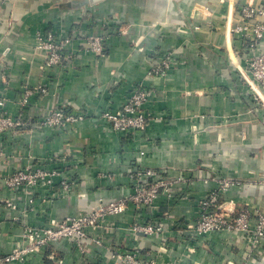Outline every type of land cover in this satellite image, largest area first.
<instances>
[{
	"label": "crops",
	"instance_id": "0c3cea01",
	"mask_svg": "<svg viewBox=\"0 0 264 264\" xmlns=\"http://www.w3.org/2000/svg\"><path fill=\"white\" fill-rule=\"evenodd\" d=\"M246 4L264 8V0H0V109L33 124L0 134V250L19 245L3 236L7 221L19 219L16 235L19 223L44 227L90 213L127 200L136 168L166 167L174 179L187 174L174 183L171 202L162 193L152 213L126 203L108 217L99 243L85 242L86 252L61 240L31 264H113L114 249L133 247L154 253L156 264H264V240L253 245L240 232L192 240L187 225L198 216L196 203L221 184L211 172L237 182L223 194L234 210L227 215L246 211L252 225L264 215V92L233 34ZM51 30L69 40L62 68L45 67L37 36ZM88 35L104 38V54L89 49ZM166 51L178 65L151 77ZM260 54L264 38L252 53ZM137 84L150 89L145 107L155 119L139 143V134L114 129L105 116ZM39 87L46 93L23 106V91ZM57 106L84 116L60 127L37 123ZM44 159L46 184L26 198L16 194V210L6 208L3 178ZM139 216L163 221L162 234L134 232Z\"/></svg>",
	"mask_w": 264,
	"mask_h": 264
},
{
	"label": "built area",
	"instance_id": "2783aa9c",
	"mask_svg": "<svg viewBox=\"0 0 264 264\" xmlns=\"http://www.w3.org/2000/svg\"><path fill=\"white\" fill-rule=\"evenodd\" d=\"M238 22L233 27V34H235L243 45V51L247 56L246 70L251 79V82L257 88L264 92V54L253 56L252 53L258 48L260 42L264 38V8L255 7L251 4L243 5L238 11ZM39 45L45 50V67L62 68L67 59V43L68 38L60 37L54 30L41 32L38 34ZM89 49L101 55L105 51V40L103 37H96L88 35L85 37ZM162 60V58H161ZM177 64L171 59L159 61L155 63L154 69L150 74L160 75L161 67L169 68L170 65ZM44 88H26L23 91V106L29 103V100L45 94ZM257 96L260 95L255 92ZM151 95V92L142 84H137L132 90V94L122 103L121 107L113 112L111 115L106 113L105 116L109 118L114 129L123 133H133L141 131L144 124H146V115L141 111L144 101ZM84 114L81 112L67 115L65 109L60 106L54 107L45 120L37 123L44 126L57 127L65 123H76L82 120ZM24 121L22 117L12 118L0 109V130L7 131L9 128L21 126ZM29 121H25L28 123ZM157 170V169H156ZM133 173H136V188L127 200H119L108 205L97 208L96 210L81 214L69 220L51 221L47 226H44L45 231L44 243L43 238L38 240V244L48 246L50 243L70 240L72 243H85L86 241H93L99 243L102 240L103 228L107 223L109 216L119 214L124 211L126 203H133L137 210L152 204L159 198L162 193L168 191L169 186H173L174 182L161 178L162 171L158 170L159 175L151 169L137 168ZM50 178L49 171L39 169H29L25 171H18L8 176L9 182H22L25 180L38 179L46 180ZM221 184L198 201V220L196 224L188 223V228L192 229V240L208 233L221 234L223 232H240L246 236V240L253 245L259 244L264 240V215L257 217L255 225L251 224V218L248 212L240 211L236 216L227 215V213H234V210L224 208L221 200H224L225 192L232 187L228 182L218 180ZM163 190L160 192V189ZM130 200V201H129ZM140 217V216H139ZM138 217V218H139ZM138 223L133 226L134 232H141L146 235L158 236L162 234L163 229L158 226L155 221H150L145 217H140ZM51 228V229H50ZM100 229L101 231L97 230ZM100 233V235H99ZM35 234V233H34ZM91 237V238H90ZM99 237V238H98ZM39 239V237L37 238ZM76 239V240H75ZM99 239V240H98ZM42 241V242H40ZM114 263L113 264H155L154 253L143 254L138 247L133 248H118L113 250Z\"/></svg>",
	"mask_w": 264,
	"mask_h": 264
},
{
	"label": "rangeland",
	"instance_id": "374dc122",
	"mask_svg": "<svg viewBox=\"0 0 264 264\" xmlns=\"http://www.w3.org/2000/svg\"><path fill=\"white\" fill-rule=\"evenodd\" d=\"M173 55H174V52H171V51H168L167 52L166 51L164 53V56H163L162 60L160 59V61L167 60V59H172L173 58L174 61L176 60V62H177V59ZM154 58H155L154 55L152 57H150V61L153 62L155 60ZM153 65L155 66V62L153 63ZM176 65H178V64H176ZM150 75H151V77H155L156 76L154 74H150ZM149 91H150V89H149ZM150 98H151V96L146 101H144V103L142 105V108H141V111L143 113L145 112L144 114L147 117L146 124H144L143 128L141 129V131L133 132V134L136 133V134H139L140 135L139 137H138V135L136 136L137 137V140L139 139L138 143L141 142L140 139L143 138V136H141V134H143L145 132V130L147 129L148 125L153 124L152 121L155 120L153 118V116H152V113L151 112H148L147 109H146V107H145V103L148 102V100ZM22 123L23 124L21 126H17V127L18 128L27 127V126L29 127L32 124L31 121H29L28 123H25V121H22ZM41 126H44V125H41ZM17 127H15V128H9L8 130L16 129ZM57 127H60V126H57ZM4 132H6V131L5 130H0V134H3ZM189 138H191L192 141H195V139H196L197 142H198V139H199L197 137H194L193 135H191V137H189ZM149 139L150 138H148V140H147L148 144L151 143V140H149ZM244 139H246V138H244ZM186 140H187V138H186ZM188 140H190V139H188ZM201 141H203V138H202ZM0 160H1V153H0ZM46 161H47V159H44V161H42L41 163H39L35 167L37 169H39V170H45V171L48 170V168L45 166V164H47V163H45ZM138 168H145V167L140 166ZM29 169L30 168L24 169V170H22V172L25 171V170H29ZM147 169H151V168L150 167H147ZM161 169H162V172L165 171V173H166V174H163V173L161 174L160 173V175L164 176V177H161V178H168L167 180L169 181V183H171V181L174 182V183H176V182H178V180L182 181V179L187 178V174H185V171L184 170H180V174H179L180 177L174 179L171 169H168L166 167L161 168ZM153 170L157 173L156 176L159 175V173H158V170L159 169L158 170L153 169ZM132 174L135 177V178L132 179V184H133L132 190H134L136 188V182H137L136 176L137 175H136V173H132ZM207 175H209V178L210 179L221 178V180H223L224 182H228L229 185H233V186L234 185H237V182L233 179V177H229L230 178L229 179L228 177L226 178L224 176L223 177L220 176L219 173H212V172L211 173H208ZM5 180H6V182H9L8 175L3 178V183H4ZM6 182L3 185L5 187V190L10 191L11 196L9 198L10 200L6 201V203L4 204V206L6 208L14 209V210H16V208H17V205L15 203L16 201H15V198H14V196H16V194H24L23 196L26 198L29 194H31V192H33L34 190H36L39 186H42V185H45L46 184V180H40V181H38V179L25 180V181H22V182H13L12 184H8ZM172 187H173L172 185L169 186V187H167L168 188V191L166 193H164V195L167 197V201H166L167 204L169 202H171L172 199H173L172 198ZM162 190H163V188L160 189V192ZM127 202H128V200H127ZM220 203L221 204H224L223 205L224 208L226 206L229 207V204H225L224 200H221ZM129 204H133V203H130L129 202ZM196 205L198 206V202L196 203ZM157 208L158 207L156 206V201H155L153 204L151 202L150 205H148L147 207H145L143 209H147V210H149L152 213V212H156V209ZM197 220H198V218H195V219H193V221L191 223L192 224H196L197 223ZM18 221H19V219H17V218L12 219V221H7L8 226H6V228H5L6 233L3 236L9 237V238L16 237L17 240H19V245H13L12 247H9L8 249L0 250V264H31V262H32L31 259L33 260V258H36L38 256V254L40 256L41 253H44V252L46 253L47 250H49V248H50L49 245L48 246L46 245V247H45L44 244H42V243L41 244H38L39 243L38 240H41L44 237L45 231H47V230L44 229L43 226L42 227H40V226H38V227H32V226H29L28 224H25V223H19L20 233H17L16 235H12V233L10 234V232H12V229L14 228V224H17L16 222H18ZM138 221L139 220H137V223H138ZM4 223H6V222H4ZM156 223L158 224V226L160 228H163V224H164L163 221H160L159 220ZM97 230L101 231L99 228ZM102 234L104 236V233H102ZM149 236H154V235H149ZM38 237H39V239H37ZM96 240L97 239L95 238V239H93V241H90V242L96 243L97 242ZM43 241H44V243L47 244V241H45L44 238H43ZM40 242H42V241H40ZM72 244L74 245V247H75V249L77 251H79V252H86V245H85V243H81V242L79 243L78 242L79 245H77L76 243L75 244L72 243ZM155 261H156V258H155ZM155 264H156V262H155Z\"/></svg>",
	"mask_w": 264,
	"mask_h": 264
},
{
	"label": "water",
	"instance_id": "95a60500",
	"mask_svg": "<svg viewBox=\"0 0 264 264\" xmlns=\"http://www.w3.org/2000/svg\"><path fill=\"white\" fill-rule=\"evenodd\" d=\"M82 4V3H81Z\"/></svg>",
	"mask_w": 264,
	"mask_h": 264
}]
</instances>
